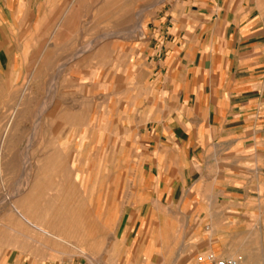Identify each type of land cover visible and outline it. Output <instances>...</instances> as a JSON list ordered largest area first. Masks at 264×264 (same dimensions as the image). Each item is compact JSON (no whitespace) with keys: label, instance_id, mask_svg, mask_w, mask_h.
I'll list each match as a JSON object with an SVG mask.
<instances>
[{"label":"crops","instance_id":"obj_1","mask_svg":"<svg viewBox=\"0 0 264 264\" xmlns=\"http://www.w3.org/2000/svg\"><path fill=\"white\" fill-rule=\"evenodd\" d=\"M202 1L163 7L127 39L90 24L89 0H2L28 47L19 61L50 62L60 163L33 199L56 244L21 264H182L188 237L230 235L264 201L263 20L250 0Z\"/></svg>","mask_w":264,"mask_h":264},{"label":"rangeland","instance_id":"obj_2","mask_svg":"<svg viewBox=\"0 0 264 264\" xmlns=\"http://www.w3.org/2000/svg\"><path fill=\"white\" fill-rule=\"evenodd\" d=\"M264 24V0H250ZM89 5V6H88ZM83 6L88 12L90 24L97 19L104 22L106 38L120 36L132 38L145 31L138 27L157 18L163 7L171 9L184 7L198 10L204 6L202 0H89ZM2 0H0V264H21L34 256H49L56 241L42 237L41 225L33 221V199L35 183L50 182L53 168L58 166L55 157L57 143L52 139L49 125L50 103L48 81L45 75L50 62L33 63L27 58L28 47L18 44L17 32L4 26L1 21ZM264 28V25H263ZM24 65L26 66L24 68ZM37 78H30V75ZM42 88V90H41ZM47 89V91H45ZM45 206H38L49 217L51 209L50 192L46 191ZM257 201V200H256ZM249 220L235 221L233 231L227 235L199 240L186 239V253L182 264H197L208 255L234 257L241 264H264V201L249 205ZM29 214V215H28ZM20 215H24L27 221ZM30 216V217H29ZM224 227V226H223ZM223 229L219 226L218 228ZM48 230V229H47ZM44 233V232H43ZM211 233V232H210ZM207 235V234H205ZM115 242L118 239H114ZM110 239L108 243L110 246ZM115 242L109 249L115 253L108 255L111 261L120 263L121 252ZM115 243V244H114ZM201 244L218 245L222 250L194 253ZM63 245V244H62ZM117 251V252H116ZM119 252V253H118Z\"/></svg>","mask_w":264,"mask_h":264},{"label":"built area","instance_id":"obj_3","mask_svg":"<svg viewBox=\"0 0 264 264\" xmlns=\"http://www.w3.org/2000/svg\"><path fill=\"white\" fill-rule=\"evenodd\" d=\"M197 264H241L239 259L234 257H217L214 254L208 255Z\"/></svg>","mask_w":264,"mask_h":264},{"label":"bare ground","instance_id":"obj_4","mask_svg":"<svg viewBox=\"0 0 264 264\" xmlns=\"http://www.w3.org/2000/svg\"><path fill=\"white\" fill-rule=\"evenodd\" d=\"M43 231H44V230H43ZM43 231H42V232H43ZM46 231H47V230H46ZM47 234H48V233H47ZM49 234H50V233H49ZM172 234H173V233H172ZM173 235H174V234H173ZM171 236H172V235H170V234H169V235L167 234V235L165 236V243H166V244L169 243V240H170V242H171V241H173V240L175 239V238L173 239ZM48 237H49V236H48ZM172 239H173V240H172ZM166 244H165V245H166ZM246 264H247V263H246Z\"/></svg>","mask_w":264,"mask_h":264}]
</instances>
